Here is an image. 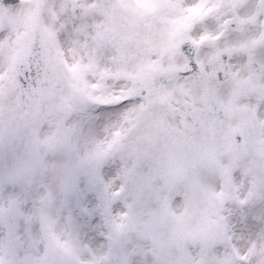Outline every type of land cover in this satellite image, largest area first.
<instances>
[{"label": "snow or ice", "instance_id": "1", "mask_svg": "<svg viewBox=\"0 0 264 264\" xmlns=\"http://www.w3.org/2000/svg\"><path fill=\"white\" fill-rule=\"evenodd\" d=\"M0 264H264V0H0Z\"/></svg>", "mask_w": 264, "mask_h": 264}]
</instances>
